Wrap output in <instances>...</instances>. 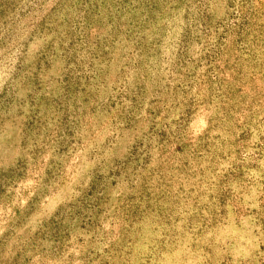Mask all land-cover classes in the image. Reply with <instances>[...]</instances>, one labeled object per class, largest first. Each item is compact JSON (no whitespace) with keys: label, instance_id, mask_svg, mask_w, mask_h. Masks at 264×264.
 Here are the masks:
<instances>
[{"label":"rangeland","instance_id":"rangeland-1","mask_svg":"<svg viewBox=\"0 0 264 264\" xmlns=\"http://www.w3.org/2000/svg\"><path fill=\"white\" fill-rule=\"evenodd\" d=\"M0 264H264V0H0Z\"/></svg>","mask_w":264,"mask_h":264}]
</instances>
